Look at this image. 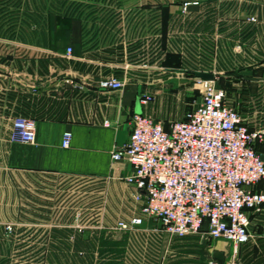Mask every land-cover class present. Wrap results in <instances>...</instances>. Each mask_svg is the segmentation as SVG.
Segmentation results:
<instances>
[{"label": "rangeland", "instance_id": "1", "mask_svg": "<svg viewBox=\"0 0 264 264\" xmlns=\"http://www.w3.org/2000/svg\"><path fill=\"white\" fill-rule=\"evenodd\" d=\"M17 2L0 0V15L22 13L35 22L64 14L68 24L75 21L76 31L78 26L85 30L86 45L103 44L114 61L137 69L133 78L151 82L144 91L150 97L144 113L164 126L199 101V84L189 72L197 70L213 72L227 104L247 125L259 123L264 129V0ZM70 46L72 52L79 50ZM140 65L166 71L146 79ZM253 100L258 117L249 111ZM256 148L264 151V139ZM36 179L24 185L27 196L18 218L5 213L0 223V264H206L218 252L219 239L206 234L180 239L174 248L173 235L149 217L154 229L141 236V245L113 254L110 242L126 233L116 224L106 227L100 185L75 177Z\"/></svg>", "mask_w": 264, "mask_h": 264}, {"label": "crops", "instance_id": "2", "mask_svg": "<svg viewBox=\"0 0 264 264\" xmlns=\"http://www.w3.org/2000/svg\"><path fill=\"white\" fill-rule=\"evenodd\" d=\"M17 1L2 0L4 4ZM21 14L0 15V223L5 213L18 218L27 196L24 185L31 178L37 180L36 177L49 180L75 177L100 185L99 195L105 198L102 219L106 227L142 215V201L134 199L135 189L124 179L132 168L124 159H112L111 151L127 142L131 115L145 112L140 96L151 82L133 78L137 69L114 61L105 45H86L82 26L76 31L81 37L78 52L67 55L66 49L71 46L60 39L68 33L67 22L53 25L50 20L55 15L65 17L64 14H51L49 20L35 22ZM140 67L146 79L166 71L149 65ZM110 75L125 79L122 89L99 87V81ZM250 105L251 115L257 116L258 101L253 100ZM18 115L35 120L34 143L9 140L12 121ZM104 120L110 125L104 126ZM254 124L247 126L264 131L259 123ZM65 131L71 133L68 147L61 146ZM256 189L264 190V180ZM250 219L252 236L236 252L230 241L219 239L220 261L235 258L239 264H264V207L261 212L251 214ZM153 225L144 216L132 231L119 229L126 235L119 242H110L112 253H123L125 246L131 244L141 245V236L153 230ZM180 239L192 241L194 235L173 236L171 246L177 248Z\"/></svg>", "mask_w": 264, "mask_h": 264}, {"label": "built area", "instance_id": "3", "mask_svg": "<svg viewBox=\"0 0 264 264\" xmlns=\"http://www.w3.org/2000/svg\"><path fill=\"white\" fill-rule=\"evenodd\" d=\"M71 53L67 47L66 54ZM195 79L201 93L193 109L168 126L144 113H133L127 142L111 151L112 159L130 164L132 171L124 179L134 187V199L142 201V215L120 220L116 227L134 229L147 216L170 235L206 234L230 241L236 252L252 236L250 215L264 207V190L256 189L264 180V159L255 148L264 139V131L250 130L213 80ZM124 84V78L112 75L99 81L105 90H120ZM149 100L143 92L140 102ZM103 125L110 122L104 120ZM8 138L34 143L35 120L15 116ZM70 139L71 133L63 132L61 146L68 147ZM5 228L9 234L11 226ZM206 264L239 262L211 257Z\"/></svg>", "mask_w": 264, "mask_h": 264}, {"label": "trees", "instance_id": "4", "mask_svg": "<svg viewBox=\"0 0 264 264\" xmlns=\"http://www.w3.org/2000/svg\"><path fill=\"white\" fill-rule=\"evenodd\" d=\"M64 18L65 17H59L58 15H55L51 18V23L53 25H57L60 22H61V24L63 22H67L66 19H64ZM74 24H75L74 20L73 21L71 20V22L69 24L67 22L66 30L68 33L65 37H61L60 39H61V41L65 42L66 44H68V45L72 44L73 47L75 46L76 48H78V46L80 44L81 37L77 36ZM54 39L59 40L58 36H54ZM74 52H78V51L74 50ZM221 88H222V85H221ZM255 148H256V144H255ZM256 150L261 154L260 150H258L257 148H256Z\"/></svg>", "mask_w": 264, "mask_h": 264}, {"label": "water", "instance_id": "5", "mask_svg": "<svg viewBox=\"0 0 264 264\" xmlns=\"http://www.w3.org/2000/svg\"><path fill=\"white\" fill-rule=\"evenodd\" d=\"M186 71V70H185ZM195 78H199V79H203V80H213L214 82V86L218 89L221 88V85L218 81V79H216L215 74L213 72H209V71H197V70H193V71H189ZM251 79H259L258 77H254ZM261 158L264 159V154H261ZM205 231L207 230V222H205L204 224V228ZM214 258L217 260H221V254L220 252H214L213 254Z\"/></svg>", "mask_w": 264, "mask_h": 264}]
</instances>
